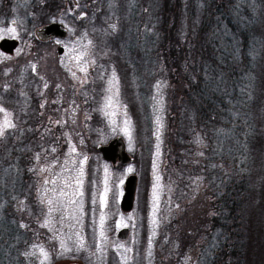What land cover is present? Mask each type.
<instances>
[{
    "label": "rangeland",
    "instance_id": "obj_1",
    "mask_svg": "<svg viewBox=\"0 0 264 264\" xmlns=\"http://www.w3.org/2000/svg\"><path fill=\"white\" fill-rule=\"evenodd\" d=\"M9 1L0 3V32L14 27L16 38H3L19 45L12 54L0 51V86L13 88L21 106L13 103L12 109L0 97V124L7 114L14 125L0 144L10 135L14 146H21L15 147L18 156L8 159L9 172L0 173V195L7 194L0 196V264H198V253L213 246L216 233L209 223L218 215L217 181L226 175L236 181L239 168V176L264 173V148L255 143L256 151L243 150L241 167L228 160L234 147L251 146L248 139L237 140V114L231 128H195L184 141L177 134L178 116L171 115L170 96L182 93L179 83L162 77L154 87L153 79L140 86L137 63L129 60V75L120 76L116 46L121 47V36L138 37L126 24L135 20L117 10L122 0L103 6L104 0ZM31 1L37 10L24 18L20 9ZM186 1L177 0L180 7ZM114 7L119 16L108 17ZM80 12L86 17L77 21ZM50 22L63 24L66 37L42 42L35 31ZM27 108L33 114L27 115ZM132 113H143L147 128H136ZM137 130L143 140L151 137L148 154ZM116 136L123 138L132 163L113 167L95 149ZM182 147L190 148L179 152ZM129 175H136L137 185L132 210L124 212L119 203ZM254 203L248 218L257 227L262 207ZM123 227L129 236L119 241L116 233ZM194 232L196 245L190 244ZM255 244L253 264H264V241Z\"/></svg>",
    "mask_w": 264,
    "mask_h": 264
},
{
    "label": "trees",
    "instance_id": "obj_2",
    "mask_svg": "<svg viewBox=\"0 0 264 264\" xmlns=\"http://www.w3.org/2000/svg\"><path fill=\"white\" fill-rule=\"evenodd\" d=\"M106 3H110L109 0L101 2V6ZM56 5L59 9V4ZM117 5L118 8L110 10L108 17L112 15L114 18L113 14L118 17L116 8H120L124 19L135 20L133 25L130 22L126 24L131 28L134 26L138 35L132 39L121 36V47L115 45L118 54L115 58L123 62V70L118 68L119 74L122 78L126 72L128 74L125 65L129 60L137 63L136 68L141 74L140 86L153 79L151 83L154 87L155 80L159 81L162 77L173 78L175 83H179L182 93L176 95V91L170 96L173 101L171 115L177 114V125L180 127L177 134L184 141L189 131L195 128L209 131L214 124L231 128L232 119L235 122L233 115L237 114L240 126L237 140L248 139L251 146L234 147L228 160L232 158L233 164L241 167L242 162H238L244 157L243 150L256 151L255 143L264 148V0H231L229 3L228 0H187L181 7L177 0H132L131 3L130 0H122ZM33 7L37 10L35 1L27 3L25 8L20 9L21 16L26 18L27 11L34 10ZM0 97L7 105L14 103L21 106V99L13 88L0 86ZM15 105L10 107L14 109ZM26 110L27 115L33 114L31 108ZM132 115L136 128H147L141 120L145 118L143 113ZM137 133L143 140L142 132L137 130ZM22 140L31 142L29 137ZM179 143L176 142L177 148ZM20 146H14L10 135L2 141L0 173L9 172L6 170L10 165L8 159L12 155L18 156L15 147L19 149ZM150 147L151 137L143 140V154H148ZM189 148L182 147L179 152ZM235 149L237 153H234ZM238 170L234 171L236 181L231 180L229 175L217 181L220 184L216 194L218 215L217 219L213 217V223H209L212 232L216 230V233L213 246L208 244L198 253V264H253L252 256L256 257L253 252L259 250L255 243L264 241V173H259L256 181L258 175H253L251 170L241 176ZM31 189L28 188L29 191ZM1 192H6V189ZM253 201L262 207L257 217L258 222L260 218L262 222L257 227H253L248 218L250 205H257L252 204ZM194 233L190 237L192 245L199 240V234ZM260 252L264 256V250Z\"/></svg>",
    "mask_w": 264,
    "mask_h": 264
},
{
    "label": "water",
    "instance_id": "obj_3",
    "mask_svg": "<svg viewBox=\"0 0 264 264\" xmlns=\"http://www.w3.org/2000/svg\"><path fill=\"white\" fill-rule=\"evenodd\" d=\"M86 14L84 12L78 15V20L85 18ZM36 36L41 38H48L52 36H57L58 38H64L67 35V29L63 24L58 22H51L35 31ZM18 41L15 39L3 38L0 40V51L5 54H12L14 50L18 47ZM58 54L63 52V48H58ZM96 150L102 157V159L110 163L113 167L116 165H127L132 163L133 158L126 152V146L123 138L121 136H116L109 140L105 144H97ZM137 185L136 175H129L124 180L123 194L119 203L120 210L124 212H129L132 210L134 195ZM129 236V229L123 227L119 229L116 233V238L119 241H126ZM78 264V263H70Z\"/></svg>",
    "mask_w": 264,
    "mask_h": 264
},
{
    "label": "snow or ice",
    "instance_id": "obj_4",
    "mask_svg": "<svg viewBox=\"0 0 264 264\" xmlns=\"http://www.w3.org/2000/svg\"><path fill=\"white\" fill-rule=\"evenodd\" d=\"M15 23V21H13ZM11 35L13 38H16L17 31L14 27L7 28L5 32H0V38H3L6 35ZM33 69H35V65L32 66ZM58 87V86H57ZM4 109L0 108V112H3ZM14 127V125L11 123V121L8 119V115L5 114V118L2 124H0V137L5 135V130ZM131 171V169H129ZM51 203V201H49ZM21 227H24V225H21ZM41 254L47 259V253L44 252L43 249H41Z\"/></svg>",
    "mask_w": 264,
    "mask_h": 264
},
{
    "label": "flooded vegetation",
    "instance_id": "obj_5",
    "mask_svg": "<svg viewBox=\"0 0 264 264\" xmlns=\"http://www.w3.org/2000/svg\"><path fill=\"white\" fill-rule=\"evenodd\" d=\"M80 13H82V12H80ZM79 13V14H80ZM78 14V15H79ZM78 17V16H77ZM77 21H80V20H78V18H77ZM61 38H58L57 36H52V37H48V38H41L40 40L42 41V42H56V41H58V40H60ZM63 40V39H62ZM59 48V47H58Z\"/></svg>",
    "mask_w": 264,
    "mask_h": 264
}]
</instances>
